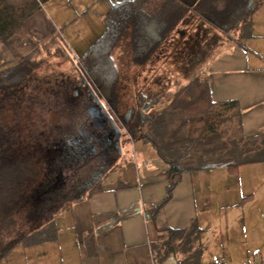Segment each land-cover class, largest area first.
Masks as SVG:
<instances>
[{"label":"crops","instance_id":"0c3cea01","mask_svg":"<svg viewBox=\"0 0 264 264\" xmlns=\"http://www.w3.org/2000/svg\"><path fill=\"white\" fill-rule=\"evenodd\" d=\"M45 3L24 21L27 30L39 41L46 40L47 35L57 31L55 21L45 12ZM231 34L230 38L222 41L226 47L224 52L206 61L201 72L196 71L195 65L187 63L175 70L174 75L180 82L169 88L168 96L158 99L145 111H162L168 97L180 86L191 79L202 78L208 82L211 100L235 101L239 116L224 117L218 126V134L212 139L208 136L203 138L196 131L188 134L189 139H185V132L179 134V144L173 145L172 153L188 159V163L170 199L155 216L148 209L159 204L165 196L168 165L160 157L156 145L149 140V134L125 139L121 154L105 172L101 190L90 196L84 192L79 198L62 205L60 211L66 216L67 235L58 237L64 228L60 221L54 223L61 264H156L154 256L167 238L164 229H181L190 225L202 230L205 252L202 236L209 234L210 230L204 225L217 219L212 216L209 201L218 206L219 192L222 191V205L226 206L229 192L235 188H246L243 181L248 180L258 164L264 163L242 164L237 168L228 167L226 163H202V158L232 157L233 140L264 133V17H256L246 29H237ZM160 47L145 64L138 65L140 67L134 77L139 82L142 78L145 81L134 91L136 95L145 89L153 95L164 93L154 87L155 79L161 71L170 70L172 64L164 63L165 55L161 54ZM11 61L10 49L0 41V65ZM168 134L163 138L164 143L169 140ZM209 140H213L215 145L209 147ZM249 194L253 196L251 192ZM249 194L240 198L243 200ZM204 261L203 253L202 263ZM258 264H264V260Z\"/></svg>","mask_w":264,"mask_h":264},{"label":"trees","instance_id":"16d2710c","mask_svg":"<svg viewBox=\"0 0 264 264\" xmlns=\"http://www.w3.org/2000/svg\"><path fill=\"white\" fill-rule=\"evenodd\" d=\"M47 1L0 0V41L13 55V61L0 65V261L17 246L34 243L36 231L41 228H33L15 239L7 238L6 227L10 224V217L42 183L40 164L43 160L40 155L44 150L45 153L50 152L49 147L42 149L41 126H37L33 115L36 106L40 110L48 109V103L41 101L39 90L44 88L42 80L52 67L46 57H40L44 43L35 39L24 24ZM182 8L181 0H120L111 3L104 17L103 34L73 62L78 74L82 75L81 81L84 78L97 97L114 109L118 100V73L112 51L125 37L130 46L131 62L145 64L163 42ZM156 96L140 92L137 105L127 107L115 119L117 124L119 122L127 129L135 124L143 128V135H150L149 140L156 145L160 157L168 165L166 193L159 204L148 209L152 216L170 199L188 163V159L172 153L173 145L179 144V134L185 132V139H189L188 134L196 131L203 138L208 136L212 139L218 134V126L224 117L239 116L235 101L211 100L208 82L202 78L191 79L180 86L168 97L162 111L146 112V107L157 103ZM47 118L50 121V126L47 125L49 132L53 125L51 117ZM47 118L39 117L42 125ZM167 133L169 140L164 143ZM208 143L209 147L215 145L213 140ZM231 146H234L232 157L202 158V163H226L228 167L237 168L242 164L264 162V133L238 141L235 139ZM105 175L102 173L82 194L87 192L90 196L99 192ZM164 230L167 238L154 256L156 264H163L170 253L176 254L181 264L202 263L201 229L190 225Z\"/></svg>","mask_w":264,"mask_h":264},{"label":"rangeland","instance_id":"374dc122","mask_svg":"<svg viewBox=\"0 0 264 264\" xmlns=\"http://www.w3.org/2000/svg\"><path fill=\"white\" fill-rule=\"evenodd\" d=\"M115 1L120 0H49L45 3V12L55 21L57 31H53L42 41L44 45L40 53V57H46L52 67L42 80L44 88L39 90L41 101L48 103V109L40 110V107L36 106L33 115L37 126H41L39 133L42 149L50 148L59 130L70 124L71 119L77 117L82 107L80 101L85 90L78 85L81 79L73 62L103 34L104 15L110 4ZM181 2L183 8L175 17L176 21L172 23L160 47L161 54L165 55L164 63L169 62L172 66L170 70L161 71L155 79L154 87L164 91L156 96L157 100L168 96L169 88L180 82L174 75L175 70L187 63L195 65L196 71L201 72L200 69L206 61L224 52L226 47L222 41L230 38L232 32L246 29L251 20L255 22L256 17H264V0ZM128 52L130 46L125 37L112 51L118 73L116 107L112 109L101 100L115 119L127 107L135 106L138 95L134 91L136 92V88L141 86L144 80L142 78L139 82V79L134 77L136 69L140 66L131 62ZM197 64L201 66H196ZM145 90V93H151L149 89ZM38 116L51 117L52 130L48 132V118L42 125ZM118 125L124 134L120 140L121 146L130 136L144 133L137 124L129 129L119 122ZM40 157L43 160L40 164L42 183L18 205L16 212L10 217V224L6 227L7 238L15 239L33 228H41L36 231L34 243L17 246L0 264H61L58 260V237L62 238L68 233L66 216H63L65 213L62 215L61 207L64 203L79 198L78 196L92 185L86 184L79 193L72 190L67 194L65 189L55 185L61 170L60 161L51 162V153H45V150ZM258 165L248 180L243 181L246 188H235L229 192L226 206L222 205V191L219 192L221 199L218 206L209 201L212 216L217 219L204 225L210 233L202 236L206 246L205 261L202 264H213L221 257L225 259L226 264H258L264 260V163ZM246 194L249 196L242 200L240 197ZM59 221L64 229L57 237L54 223Z\"/></svg>","mask_w":264,"mask_h":264},{"label":"flooded vegetation","instance_id":"af4514ba","mask_svg":"<svg viewBox=\"0 0 264 264\" xmlns=\"http://www.w3.org/2000/svg\"><path fill=\"white\" fill-rule=\"evenodd\" d=\"M78 85L85 90L80 101L82 107L77 117L59 130L49 148L50 161L59 160L61 163L55 185L65 189L67 194L72 190L79 193L86 184L97 180L115 163L118 153L115 127L106 115L104 119L97 117L98 110L92 109L88 89L82 81ZM106 110L120 130L121 140L124 134L113 115Z\"/></svg>","mask_w":264,"mask_h":264},{"label":"water","instance_id":"95a60500","mask_svg":"<svg viewBox=\"0 0 264 264\" xmlns=\"http://www.w3.org/2000/svg\"><path fill=\"white\" fill-rule=\"evenodd\" d=\"M80 78L82 77L81 74H79ZM82 84L88 89L89 94L91 95V100L93 101L92 104V109L93 110H98L97 113V117L99 118V116L101 118L104 119V116L106 115L107 118L110 120V122L113 124V126L116 129V144H117V148H118V153L121 154V145H120V130L115 126L114 122L112 121L111 117L109 116L105 106L103 105L102 101L100 98L97 97V95L93 92V90L91 89V87L87 84V81L82 78Z\"/></svg>","mask_w":264,"mask_h":264},{"label":"built area","instance_id":"2783aa9c","mask_svg":"<svg viewBox=\"0 0 264 264\" xmlns=\"http://www.w3.org/2000/svg\"><path fill=\"white\" fill-rule=\"evenodd\" d=\"M163 264H181V262L180 259H178L174 253H170L165 258ZM213 264H224V259L220 258L217 261H215Z\"/></svg>","mask_w":264,"mask_h":264}]
</instances>
